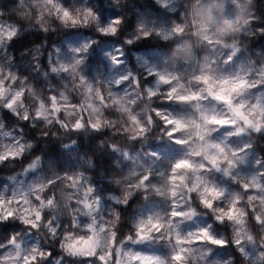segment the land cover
Wrapping results in <instances>:
<instances>
[{
	"label": "trees",
	"instance_id": "obj_1",
	"mask_svg": "<svg viewBox=\"0 0 264 264\" xmlns=\"http://www.w3.org/2000/svg\"><path fill=\"white\" fill-rule=\"evenodd\" d=\"M211 1L225 8L228 13L245 20L243 30L223 32L220 35V51L195 34L197 25L192 19V10L196 5ZM57 2L81 19L85 9H91L99 20L88 17L87 27L61 23L56 19L55 5L49 4L47 0H0V29L4 25L19 28L10 42L0 41V70L11 72L17 77V83L13 87L30 88L32 93L44 99L67 90L66 94L72 103L81 102L78 107H72L75 112L67 116L63 114L65 109L60 107L61 118L69 128L73 122L81 119L80 111L85 112V127L71 131L55 123L47 125L42 120L25 121L14 115L0 101V120L4 128L13 131L14 139H18L26 149L20 158L0 162V197L10 198L21 184L34 176L39 178L41 185L55 181L48 191L56 190L59 209L46 211L44 216L48 219L55 215L57 223L61 225L60 234L56 240H52L46 230L37 232L18 219L0 223V261L8 251L15 248L10 241L16 238L18 244H34L35 247L52 252V256L42 260L40 264H100L96 259L67 256L59 248L60 237L65 231L63 226L71 224L72 209L78 207H69V188L65 186L64 177H82L85 185L94 188V196L100 201L99 211L95 215L98 220L115 225L113 230L117 233V242H123L128 235L134 236L135 219L142 206L160 202L167 218L171 202L169 191L175 188L169 177L175 158L180 156V145L165 135L168 129L161 118L154 114V110L180 108L174 100L168 101L165 98L166 92L163 88L156 90L155 97L150 95V85L157 76L149 74L150 71L140 62L139 54L156 51L164 55L171 65L177 59V54H181L186 60L180 61L179 69L188 68L182 76L185 82H188L192 74L196 58L201 61L208 57L218 73L229 74L238 66L260 68L264 72V33L260 31L264 29V0H174V10L170 9L169 4L163 3V0ZM153 18L167 26H178L180 31L167 37L150 22ZM109 19L123 21L115 36L103 35L98 31ZM142 22H150L151 26L140 33L138 28ZM146 33L149 36L144 38ZM81 37L85 38L86 44L77 56L83 63L76 64L78 59L74 57L70 45ZM128 40L131 41L130 44L126 42ZM181 43L191 47L190 53L181 49ZM109 49L114 54L120 53L129 76L138 79L139 85L132 80L119 86L107 83ZM61 65L73 68L74 72L61 71ZM53 67L57 68L56 72L52 71ZM81 75L85 80L74 84L75 77ZM87 79L94 82V87L100 94L103 93L102 102H107L102 106V123L99 124L98 131L87 126L88 123L97 124L87 109ZM258 85L254 88L256 92L264 93V82L261 79ZM126 86L134 97L130 113L137 116L140 127L134 126L135 122L130 114L122 110L120 103L112 95V90ZM25 95H28L27 91ZM56 103L59 106L60 101ZM52 115L51 112L50 117ZM253 124L264 125V119L253 121ZM244 131L243 134H235L231 140L239 147L245 146L251 159L256 162L261 183H264V132L255 133L247 129ZM144 175H150L147 191L144 190L146 186L140 183ZM217 175L224 186L239 195L246 197L253 194L245 193L242 187L250 181L248 178H234V174L231 177L220 173ZM188 185L189 179L176 192L183 193ZM257 195H264V192ZM124 200H127L126 204L122 202ZM186 206L195 213L194 217L202 225L211 226L209 230L217 239L227 240L228 246L221 248L209 244V254L205 260L187 253V259L182 257L177 264H264V225L255 220L256 214L264 218V204L257 206L256 213L249 211L246 220L249 231L260 245V255L257 258L248 256L245 250L240 247L242 252L235 245L233 223H218L214 214L203 208L195 195ZM242 207L247 208L248 205ZM117 215L118 221L114 218ZM188 221L193 222L194 218L184 222V229ZM80 223H91V217L81 216ZM69 230L77 233L81 231ZM167 231L165 230L166 238ZM123 245H149L171 264L174 244L167 241L140 244L125 242ZM81 246L77 245V248L80 249ZM60 257L63 259L60 260Z\"/></svg>",
	"mask_w": 264,
	"mask_h": 264
},
{
	"label": "snow or ice",
	"instance_id": "obj_2",
	"mask_svg": "<svg viewBox=\"0 0 264 264\" xmlns=\"http://www.w3.org/2000/svg\"><path fill=\"white\" fill-rule=\"evenodd\" d=\"M49 4L55 5L56 19L61 23H71L73 25H80L87 27L88 17H94L99 20V17L91 10L85 9L83 13V19L78 18L73 11L63 7L57 2V0H47ZM123 21L116 19L112 21L107 27H99L98 31L103 35L115 36L119 31V25ZM47 31L46 28H42ZM142 30V28H141ZM19 28H9L7 31L0 29V41L8 40L15 37ZM264 33V29L260 30ZM149 34H145L144 38H147ZM131 43L130 40L126 41ZM87 48V46H85ZM112 63L117 67L121 64V56H114L111 58ZM231 57H229L230 62ZM76 64L83 63L78 59ZM60 70L65 73H73L74 69L66 65H61ZM53 72L57 71V68H52ZM150 75L158 76L156 88L158 89L160 83L168 84L169 80L158 73H151ZM250 75V73L248 74ZM248 75H243L241 79L240 75L230 77V80L234 81L231 92L235 93V99L227 96L226 93L221 92L219 94L204 93L201 88L200 98L205 100H211L222 106V111L212 116L209 123L213 126L214 131H218L221 128H232L236 130V134H243L247 129L248 131L260 133L264 132V125H255L253 121L245 115L242 110H259L264 113V105L259 103H251L245 99L248 91L254 87L259 86L256 82H253L248 78ZM0 101H4V107L13 111V114L19 118L30 120H42L47 125L52 123L58 124L65 130L77 131L85 127V115L81 110L79 115L81 119L72 123L71 128L61 118V108L57 106V101L61 103H67L69 106L78 107L81 102L72 103L67 96V90L61 91L58 94H51L47 99L37 96L31 92L30 88L21 86L19 88L13 87L17 83V77L11 72L5 73L0 70ZM260 79L264 82V72H261ZM83 75L77 76L74 79V84L84 81ZM128 80H132L135 84L139 85V80L134 79L131 76H125L116 80V85L127 84ZM86 83V81H85ZM206 83V81H205ZM224 84H228L229 80H225ZM88 88H92L91 84L87 85ZM28 93L26 96L25 93ZM174 89H168L164 94L168 101H173ZM103 93H101V96ZM150 95L155 97L157 95L156 90H151ZM98 105H106V101H96ZM46 111L53 113L51 117L45 114ZM65 116L68 113L63 112ZM154 114L159 116L164 123L165 128L168 129L166 136L173 140L177 145L186 143L185 140L178 137L177 122L164 112L155 109ZM34 126V125H33ZM88 127L94 130H99V124L88 123ZM22 131V129H21ZM46 135V134H45ZM30 147V145H29ZM217 151L207 157L202 164L199 165L201 173L200 185L194 187L188 185L183 193H177L175 188L169 191V196L175 200L179 195L182 201H186V204L192 202L193 195H195L203 208L214 214L215 220L224 224L234 223L233 211L237 207L248 205L244 208V215L248 220L249 211L256 213L258 205L264 204V195H257V193L264 192V183L257 181L255 178L242 185L245 193H253L252 195L242 196L235 195L231 199H226V190L217 184L210 181L207 177V173L217 172L223 173L226 177H231L233 173L238 170L242 163V158L239 152L231 151V155L227 151L226 146L223 143L213 145ZM25 146L19 141L16 142L15 147L7 148L0 154V162L8 159L20 158L25 152ZM193 167L188 162H177L172 166V173L169 177L170 183H173L172 177L175 175L177 169ZM264 175V174H262ZM150 180V175H144L140 179V183L144 184L145 191L148 190L147 185ZM65 186L69 188L70 205H78L73 208L70 214L71 224L64 225L65 231L60 237L59 248L67 256L73 258L81 257L85 259H96L100 261V264H140L141 260H144V264H168V261L160 258H155L151 255H145L138 252L125 251L123 244L125 242H131L134 244L154 242V241H167L173 245V253L171 256V264H177L178 261L184 257L187 259L186 247L188 245L198 244H211L217 247H227L228 242L225 239H217L210 232V225L208 228L200 229L195 233H188L186 236H182L178 230V221H182L187 216L195 215V213H189L180 210L186 207L184 205H177L171 202V211L168 213L167 218H162L156 215H148L145 218L140 219L135 226V234L128 235L123 242H117V233L114 228V224L108 223V221H100L96 217V213L99 211V198L94 196V188L91 185H85L82 177L65 176ZM55 181H49L47 185H38L31 194H24L21 196H12L11 198L0 197V223L11 219H18L26 227L36 230L37 232L42 229L46 230L48 236L52 240H56L60 234L61 225L57 223V217L55 215L45 219L44 213L46 211L59 209L57 205L56 190L48 191ZM47 192L45 196L44 193ZM124 204L127 200L122 201ZM91 217V223L81 225L80 218ZM116 221L119 220V216L114 217ZM255 220L258 224L264 225V218L259 215H255ZM165 227H167V238L165 237ZM69 229H79V233L73 232ZM173 232L175 236L173 237ZM235 245L240 248V245L244 243L243 240H235ZM15 245L16 252L9 253L4 257L0 264H40L42 260H46L52 256L50 250L34 247L29 252L21 251L20 244L17 243L16 238L10 241ZM90 243L91 247L88 249H78L77 245H84ZM243 252V250L240 248ZM60 260L63 257L59 258Z\"/></svg>",
	"mask_w": 264,
	"mask_h": 264
},
{
	"label": "rangeland",
	"instance_id": "obj_3",
	"mask_svg": "<svg viewBox=\"0 0 264 264\" xmlns=\"http://www.w3.org/2000/svg\"><path fill=\"white\" fill-rule=\"evenodd\" d=\"M173 2L174 0H163V3L169 4L171 10H174L176 7ZM192 19L197 25L195 34L207 43H212L213 48L217 51L222 49L220 35L223 32L241 31L245 27V20L242 17L228 13L225 8L218 6L215 1L204 2L196 5L192 10ZM114 20L115 19H109L101 27H107ZM150 22L153 23L154 26L167 37L180 31V27H172L161 24L156 20V18H153ZM150 22L140 23L138 31L140 33L145 32L146 30L144 29H147L149 26H151ZM9 28L13 27L10 25H4L2 27L4 31H7ZM84 44H86V40L85 38L81 37L72 43V45H70L72 53L76 59H78L77 55ZM180 47L182 50H185L186 53H190L191 51V47L186 43H181ZM107 53L110 54L107 83L116 84V80L125 76H129L130 73L123 64V58H121V64L119 67L112 63L111 58L118 55L120 56V53L114 54L110 49L107 51ZM205 58L208 59V57ZM205 58L201 61L198 58L195 59V65L193 67L192 74L190 75L188 82H185L182 79V76L188 71V68L184 67L183 70L179 69L180 61L186 60V58H183L181 54H177V59L172 65L168 62V59L164 55L156 51H149L139 54L140 62L145 66V68L148 69V71L163 75L169 80L168 84L161 82L159 88H163L165 92H167L168 89H174L172 93L173 100L180 108V110H175L174 108L160 109L162 112L171 116L177 122L178 137L186 141V143L180 145V156L175 158L174 164L177 162H188L190 165H195V168L188 167L176 170L175 175L172 177L175 190L180 189L181 185L184 184L187 179L190 180V185H193L194 187L200 185L201 173L199 170V165L202 164L207 157L217 151L212 146L218 143H223L226 146L229 156L231 155L232 150L239 152L241 155L242 163L240 168L233 173L234 178L243 177L246 179L248 178L249 180L255 178L257 181L261 182L259 171L256 169L255 160L251 159L249 152L245 150V146L239 147L231 140V138L236 134V130L227 127L221 128L218 131L213 130V126L209 123V120H211L213 115L218 114L223 110L222 106L218 105L214 101L200 98L201 93L199 90L202 88L204 93L211 91L212 93L216 94L224 92L228 97L235 99L236 94L230 91L234 84V81L230 80V77L240 75L242 79L243 75H248L250 73L248 78L258 84L262 70L260 68H253L250 66H238L229 74H227V72L218 73L215 71L211 61L209 59L206 60ZM158 79L159 77L157 76L155 81L152 82L149 88L150 91L157 90L156 86ZM225 80H229V83L224 84L223 82ZM88 84H91L92 88H88V86H86L87 109L94 122L101 124L103 107L98 105L96 101L102 102L103 98H101L102 96L99 93V90L94 87L93 81L87 79V85ZM254 88L248 91L245 99L251 103H259L264 105V93H262V91L257 93L256 89ZM131 92L132 91L130 88L126 86L121 89L112 90V95L118 101V103H120L122 110L130 114L133 122H135L134 126L140 127L141 124L138 122L137 116L130 113V105L134 99ZM4 103V101H1L2 105H4ZM59 107L64 108L68 114L75 112V110L72 109V106H69L67 103L60 102ZM242 111H244L245 115L248 116L252 121H260L264 119V113H261L259 110ZM50 113V111L45 112V114L49 117ZM14 138L15 134L13 131L6 130L2 121L0 120V154H2L7 148L15 147L18 139ZM220 174L224 175L222 172ZM205 175H207L210 181L226 190V199H231L233 196L239 195V193L228 189L218 180L217 172L213 171ZM38 180L39 178H36L35 176L31 177L30 180L18 187L14 195L21 196L24 194H31L36 186L41 185ZM169 198L171 202L176 203L177 205L186 204V201H182L179 196H177L175 200H173L171 197ZM171 202L169 212L171 211ZM180 210L192 213L187 206ZM148 215H156L165 218L161 203L154 202L150 203L148 206H142L139 209L135 223L137 224L140 219L145 218ZM192 217L194 218V221H188L184 229V222ZM233 220L236 240L244 241L240 247L247 252L248 256L257 258L260 255V245L253 238V235L247 227L244 208L242 206L234 209ZM177 223L178 230L182 236H186L188 233H195L203 228H208L207 226L202 225L201 221L195 218L194 215L187 216L182 221H178ZM165 230H168L167 227H165ZM173 233L175 235V232ZM20 246L21 251L23 252H29L35 247L34 244L32 246L20 244ZM81 247L82 248L80 249H88L91 247V245L90 243H87ZM123 247L125 251L138 252L165 260L161 254L152 250L149 245L145 247L140 245H123ZM209 247V244L188 245L186 247V254L191 253L197 258L205 260L209 254ZM16 250V247L11 249L4 257L8 256L9 253H15ZM4 257L0 262L3 261ZM122 264H124V262H122ZM140 264H144V260H141Z\"/></svg>",
	"mask_w": 264,
	"mask_h": 264
}]
</instances>
